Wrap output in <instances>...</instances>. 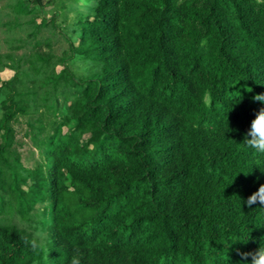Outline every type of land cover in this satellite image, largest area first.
<instances>
[{
	"label": "trees",
	"instance_id": "1",
	"mask_svg": "<svg viewBox=\"0 0 264 264\" xmlns=\"http://www.w3.org/2000/svg\"><path fill=\"white\" fill-rule=\"evenodd\" d=\"M44 3L0 9V264L77 249L82 264H243L264 245V206L243 203L264 154L242 143L264 107V0H85L60 55ZM79 58L100 71L76 73ZM28 217L48 255L17 227Z\"/></svg>",
	"mask_w": 264,
	"mask_h": 264
},
{
	"label": "rangeland",
	"instance_id": "2",
	"mask_svg": "<svg viewBox=\"0 0 264 264\" xmlns=\"http://www.w3.org/2000/svg\"><path fill=\"white\" fill-rule=\"evenodd\" d=\"M52 2H49L48 0H45L44 3V16L49 18L52 16V14L55 15L56 22L58 25V34L63 36L57 35L56 37H53V50L54 53L57 55H60L62 53L63 49L68 48L69 41L67 40L68 38H72L73 43L77 44V39L75 38V34L73 33V28L75 29L74 25V19H75V13L77 10H82L83 7V2L85 0H66V7L61 9V8H53V5L56 3L55 0H51ZM4 3V0H0V9H2V4ZM0 10V20L2 21V14ZM57 13V15L55 14ZM5 29V28H4ZM4 29H1L2 31ZM2 31L0 32V50L1 51H7V44L4 41L3 33ZM13 31V30H12ZM11 31V32H12ZM5 32H7L5 30ZM9 33V32H8ZM56 33V31H55ZM46 34L48 32L46 31ZM66 38H65V37ZM74 38V39H73ZM45 49V48H44ZM80 59V58H79ZM73 61L69 63L72 64V68L76 73L80 74H93V73H98L100 71V66L101 63L97 58H89L88 60H83L80 59L76 61V64H74V59ZM60 66H57L56 69L58 70ZM12 72L10 71H5L1 73V78L6 79L8 78ZM208 99V96H206V100ZM24 125L22 127H18V138L20 141H22V145L19 148V152L21 154V161L22 164L26 167H32L36 164V162L39 159V153L35 146L31 143L30 139L26 136L23 135L24 132Z\"/></svg>",
	"mask_w": 264,
	"mask_h": 264
},
{
	"label": "clouds",
	"instance_id": "3",
	"mask_svg": "<svg viewBox=\"0 0 264 264\" xmlns=\"http://www.w3.org/2000/svg\"><path fill=\"white\" fill-rule=\"evenodd\" d=\"M208 99L210 103L211 97L209 96ZM252 99L264 104V93L256 94ZM230 130L235 131L234 129ZM242 143L247 148L259 154H264V107H260L255 111L254 119L250 123L249 130L244 134ZM256 202L264 206V184H260L257 191L251 194L247 200L243 201L248 207H251ZM240 203H242L241 200ZM17 227L28 233L26 243L33 252H43L48 255L50 251L48 248L49 233L38 221L32 217L22 218L17 221ZM239 254L242 257L243 264H247V258L249 256L251 257V264H264V245H260L254 252ZM70 264H82V253L79 249L72 255Z\"/></svg>",
	"mask_w": 264,
	"mask_h": 264
}]
</instances>
